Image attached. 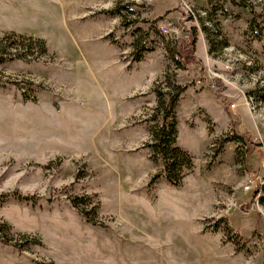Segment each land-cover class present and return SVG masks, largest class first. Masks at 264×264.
Listing matches in <instances>:
<instances>
[{"label":"rangeland","instance_id":"obj_1","mask_svg":"<svg viewBox=\"0 0 264 264\" xmlns=\"http://www.w3.org/2000/svg\"><path fill=\"white\" fill-rule=\"evenodd\" d=\"M0 43V264H264V0H0Z\"/></svg>","mask_w":264,"mask_h":264},{"label":"trees","instance_id":"obj_2","mask_svg":"<svg viewBox=\"0 0 264 264\" xmlns=\"http://www.w3.org/2000/svg\"><path fill=\"white\" fill-rule=\"evenodd\" d=\"M103 13L115 16L121 15V10L108 9ZM204 29H206V27H204ZM210 36L207 34V40L210 44L209 52H213ZM172 49L175 52V45H173V42ZM176 53L178 54L177 50ZM140 58L141 55L137 52L134 59L138 60ZM12 59H23V57L20 54H10L6 52L5 49L1 48L0 64ZM173 60L178 64L176 66L179 67L181 62L175 55H173ZM173 88H175V90H173ZM153 90V92H156L157 105L153 113L146 118V120L151 121L153 124L150 128L152 141L144 147L151 149L152 159L160 160L162 170L160 174H156L152 178L151 182L159 177H164L170 184L176 186L179 185V182L184 176V171L189 169L192 165V158L189 153L176 145V124L172 115V108L181 93L186 90V85H175L174 81L169 80V84L163 91ZM166 94H168L167 99L165 97ZM225 140L230 139L226 138ZM261 188H264V184L261 185Z\"/></svg>","mask_w":264,"mask_h":264},{"label":"built area","instance_id":"obj_3","mask_svg":"<svg viewBox=\"0 0 264 264\" xmlns=\"http://www.w3.org/2000/svg\"><path fill=\"white\" fill-rule=\"evenodd\" d=\"M187 9H188L189 14H190L193 18H195V16H196V10L190 8L189 6H187ZM197 13H198V12H197ZM159 29H160V31H162V32H167V31H168L167 27H163V26H160ZM251 184H252V180L250 179L249 181L246 182L244 188H245L246 190H249L250 187H251Z\"/></svg>","mask_w":264,"mask_h":264}]
</instances>
